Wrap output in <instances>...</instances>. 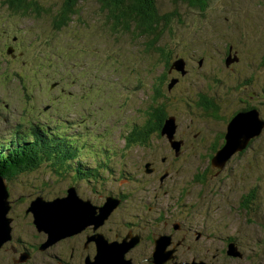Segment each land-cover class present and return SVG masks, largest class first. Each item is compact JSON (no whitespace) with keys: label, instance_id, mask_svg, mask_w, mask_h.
I'll list each match as a JSON object with an SVG mask.
<instances>
[{"label":"rangeland","instance_id":"374dc122","mask_svg":"<svg viewBox=\"0 0 264 264\" xmlns=\"http://www.w3.org/2000/svg\"><path fill=\"white\" fill-rule=\"evenodd\" d=\"M2 1L0 0V48L14 32L22 41L24 59L37 65L38 59L45 57L48 65L42 69H37L38 65L36 66L39 82L33 88L32 95L26 96L22 93L17 80L5 73V67L0 60V141L7 142L5 139L10 138L11 131L17 125L26 124L28 120L44 122L57 116L66 121L74 120V135L78 136L79 147H72V150L75 148L80 151L78 158L81 165L100 168L97 175L89 178L90 181L86 178L75 180V172L58 174L57 170L50 166V161L40 160L38 168L28 170L31 172H21L7 181L8 215L12 218V228L11 239L6 241L0 250V264L13 263L12 247L34 248L45 237L43 232L35 229L31 213L29 215L24 213L29 203L37 196L46 200L63 197L70 185L76 186L81 198L90 199L94 204L102 202L109 192H122L124 201L104 226L101 224L92 230L96 222L88 224V237L82 234L71 240L61 242L58 241L62 239L58 240L49 252L61 254L60 257L64 260L67 259L71 247L79 245L82 240L84 245L92 241L93 246L89 248L91 257H85L84 261L88 258L94 263L98 247L92 236L101 234L102 230L107 231V239L103 237L102 243L105 245L108 237L115 233L124 235L131 227L140 232L144 239L142 242L136 241L129 245L123 257L131 260L127 257L131 256L136 264L147 262L151 264L144 257L152 258L157 250L158 259L163 258L162 253L173 255V259H169L167 264H185L192 261H203L204 264H264L262 158L248 155L250 160H257L256 166L253 162L248 163L246 155L237 158L232 154L231 162L223 171L227 176L221 184L220 191L212 198H187V202L195 204L191 209L176 207V198H167L162 189H157V179L148 180L149 177L144 176L141 169L137 170V167L151 156L156 155L159 158L166 155L171 159L174 157V148L166 133L162 138L154 134L148 144L137 145L124 163L110 174L105 169L113 162L119 163L114 152L122 146L123 137L129 128L144 119L150 106H163L167 116H176L177 133L187 130V126L191 128L185 140L187 144L184 146L186 148L184 153L173 161V176L169 171L165 180L168 178L169 181L195 180L196 174L205 164L192 152L197 137H193L191 133L193 129L204 130L205 124L202 120L190 122L192 116L178 99L188 93L191 87L199 90L202 88L209 95L214 90H219L223 99L218 100V103L230 110L231 103L224 96L228 87L234 86L236 88L234 94L245 99L262 93L260 85L264 80V65L261 64L259 53L264 51V0H218L217 12L210 16L208 27L210 33L203 32L204 22L203 19H199L198 14L189 12L190 9H186L185 5L178 6L180 15L182 16L184 12L190 13V18L186 19L183 26L178 27L174 24L172 34H167L161 44L167 51H171L173 56L186 55L184 59L188 60L195 53L198 57L195 61L188 60L187 73L181 77L179 83L171 86V90H167V82L171 76H176L175 72L170 71L164 83H161L165 65L161 63L156 53L145 51L143 39L131 40L129 36L105 33L104 20L102 21L97 14L95 0H83L79 7L80 14L72 24L74 38L76 30L82 28L81 26L93 30L88 44L72 40L65 34L51 35L49 20L46 19H36L35 16L9 18L10 15L1 5ZM44 1H48V5L60 4V0ZM159 5L161 12L176 7L169 0H159ZM225 42L233 44V50L227 54L224 51ZM235 52L239 60L232 64V71L225 69L222 59L234 55ZM199 59L202 60L200 66ZM72 61L74 67H66L67 63ZM7 68L19 71L13 63H8ZM54 81L60 85L50 88ZM63 83L65 95L61 94L60 89ZM258 102V98L253 99L249 108H243L245 106L242 104L233 105L231 110H238L240 106L246 110L257 109L260 112V119L264 120V113ZM210 128L213 131L220 130L216 123H211ZM34 138L36 141L38 137ZM39 141L45 142L39 143L41 151L48 144L52 148L68 147L58 142H47L43 139ZM32 143L25 141L10 147L20 149ZM261 143L263 146L264 133L253 146L261 147ZM103 147L106 152L98 151ZM2 155L7 157L6 154ZM19 157L18 153L13 154V159ZM5 163L6 159L3 157L0 166H5ZM71 164L74 165V160ZM122 171L130 176L123 178ZM252 184H259L256 190L257 197L250 201L248 208L242 207L237 191L245 190ZM234 187L235 198L232 197ZM199 189V186L191 188L192 191ZM208 199H212L211 209L204 205ZM144 200L153 202V207L148 209ZM174 210L181 212L178 216L181 219L192 218V222L198 223L199 226L206 224V231L210 233V237L203 236L198 241L193 240L189 249L186 244L179 248L174 246L177 242L174 240L179 236L170 227L171 215L168 212ZM202 228L205 230V227ZM159 232L167 235L173 233L165 245V252L162 251V243L158 245L150 240V237L156 236ZM161 235L156 236V241ZM225 237L235 239L242 257H228L223 254L228 242ZM181 245L182 243L179 244ZM139 252L143 253V257ZM83 256L81 252H75L74 264H83ZM27 264H57V261L49 255L36 253ZM116 264H122L118 255Z\"/></svg>","mask_w":264,"mask_h":264},{"label":"trees","instance_id":"16d2710c","mask_svg":"<svg viewBox=\"0 0 264 264\" xmlns=\"http://www.w3.org/2000/svg\"><path fill=\"white\" fill-rule=\"evenodd\" d=\"M82 2L83 0H60V4L58 6H54L51 4L48 5V1L44 0H3L1 5L5 7L7 14L10 15L9 18H14L16 16H35L36 19H46L49 20L51 35L65 34L66 36L71 37L72 40L75 39L76 41H81L85 44H88L91 40V33L93 30L90 27L85 28L83 26H81L82 28L79 29L76 28V38H74V26H72L74 19L80 14L79 7ZM169 2L174 4L176 7L170 11L161 12L159 0H95L98 9L97 14L102 21L104 20L105 27H103V29L106 31L105 33H109L110 35L114 36H129L131 40L143 39L145 51L154 52L160 57L161 63L165 65V71L161 77V83H164L167 76H169V69H175L176 71L180 72V70H177L175 67H171L172 63L179 58L184 60V68L187 73L186 60L184 59L186 58V55L173 56V53L169 50L167 51L166 47L161 44L163 43V40L167 34H172V31L174 30H172V27L174 24L178 27L183 26L186 19L190 18V13L186 12H184V14L181 16L178 6L185 5L186 9H190L189 12L198 14L199 19H203V32L205 33H210L208 28L210 16L214 15L217 12L216 9H218V0H169ZM84 23L87 22L84 21ZM13 43L17 49L22 50L23 44L21 40L16 39ZM232 50L233 44L231 42H225V53L227 54ZM233 56H236L237 60H234L228 65L225 63L227 56H225V59H222L225 69L232 71L231 65L239 60L236 52L231 57ZM259 57L261 64L264 65V51L259 53ZM0 60L3 62L2 65L5 67V73L8 75V77L17 80L22 93L26 96H31L33 88L38 85L39 78L36 66L38 65L37 69H42L45 67V65H48V60L45 57L38 59V63L36 65L35 63L24 59L19 53H17L16 49L13 52H9L3 47L0 48ZM8 63H13L16 65L19 71L17 72L16 70L8 69ZM66 67H74V61L67 63ZM27 71H29L28 74L26 73ZM170 79H172V77H170ZM169 80L167 82V90H171V88L168 89ZM196 90L197 93H195L192 98L187 100L188 103L200 110L208 112L212 111L214 106L212 98L206 97V95H204L199 90V88ZM235 99L242 102L248 101V103H250L249 98L245 99L243 97L237 96ZM258 99L260 101L258 103H262L259 105L261 106L262 112L264 113V96ZM221 107L223 109L227 108L223 106ZM232 112L233 110L229 113V115H231ZM166 117L167 113L165 112L163 106H150L146 111V116L144 119L140 123H134L131 127L129 126L130 130L126 135H124V137L127 136L129 138H133L137 134L145 137L149 136V133L152 131L158 130L159 132V130L161 131L164 119ZM261 133H264V128L262 129ZM40 142L45 144V142L39 141V139L36 138V141L32 144L21 147L20 149H15L11 148L10 146L3 147V145L7 144V142L1 140L0 156L2 154H6L7 157L4 155L0 157V161L3 157L6 159L5 166H0V176L8 181L23 171L26 172V170L28 171L36 169L40 160H49L50 165L53 168H56L58 174L72 171L75 172L76 176L79 177H83V175H85L83 178H88L91 175L93 170L89 169V167H86L84 164L81 165V163L75 159L77 155L74 153L78 152V150L75 148L74 152L66 151L61 147L52 148L48 143H46L48 145H46V148L42 149L41 151L39 146ZM215 146L216 145H214V148ZM72 147L76 146L70 145L66 149L72 150ZM246 147L240 151H236V153H243L244 151L248 150L249 148ZM15 152L20 155V157L17 159H13V154ZM247 153L248 154L245 155L248 163L250 164L253 162L256 166H258L257 160H250L248 155L252 154L257 158L260 157L264 160V145L262 146L261 143V147L248 150ZM207 156H210V154ZM72 160H74V165L71 164ZM209 165L212 169L216 170L217 173H220L226 164L223 168H219L212 163L210 158ZM198 176L197 179L202 178L200 174ZM213 179H216V176H214ZM258 188L259 184H252L245 190H238V199L247 201L255 199L257 197L256 190ZM233 192H236V187L232 189V197L235 198L233 196ZM216 193L217 192L213 193V195ZM205 203H212V199H208ZM225 250L223 251V254L227 255L228 257H233V255L226 253ZM151 263L155 264L152 261Z\"/></svg>","mask_w":264,"mask_h":264},{"label":"flooded vegetation","instance_id":"af4514ba","mask_svg":"<svg viewBox=\"0 0 264 264\" xmlns=\"http://www.w3.org/2000/svg\"><path fill=\"white\" fill-rule=\"evenodd\" d=\"M197 54H193L191 58H188V60H193L195 61L197 59ZM188 60H186V65ZM231 68L233 70V67L231 65ZM175 69H169L168 73H171L172 71L175 72L176 76H171L172 78L176 79L175 84L179 83V81L181 80V77L184 76V74H181L178 71H174ZM171 71V72H170ZM188 71V69H187ZM174 87V86H173ZM200 87V86H199ZM260 88L262 89V93H258L257 95H252L249 98V101L251 102L253 99L255 98H260L262 96H264V80L262 81ZM236 90V88L234 86H230L226 89L224 96H226L230 103H231V108L233 107V105H239V104H244L243 108H249L251 105V103H248V101L246 102H242V101H238L235 98L237 97V95L234 94V91ZM200 91L206 95V97H211L212 98V102H213V108L212 111H204V110H200L196 107L191 106L188 103V99L192 98L195 93H197V90L194 87H191V90L186 93L185 95H182L179 99L178 102L182 103L184 109L187 111V113L192 116V119L190 120V122H194L196 120H202L205 124L204 130H202V128H198V129H193L191 135L193 137H197L196 139V144L193 146L192 148V152L196 154L197 157H199L201 160H203L204 162V166L201 169V171L196 174V178L195 180H187V179H172L171 181H169V178L167 180H165V178L167 177L169 171L172 172V176H173V169H174V160H176L181 154L184 153V150L186 149L184 146H186L187 142H185V140L188 138L189 133L188 131L191 129L190 126H187L188 129L187 130H181V132L183 134H179L181 132L177 133V127H176V132L174 134V138L173 140H177L179 141V145H180V149L178 151V155H176L175 150L173 151V158H168V156L166 155H162L159 158L154 155L151 156L149 159L145 160L143 162V164L137 167L138 169H141L143 172L144 176H148L149 179H157L158 180V185H157V189H162L163 190V194L167 197V198H176L175 200V206L179 207L181 209H191L195 206V204L191 203V202H187V198H212L213 197V193L220 191L221 189V184L224 181V178L226 177V174H223L224 169L228 166V164L231 162L230 160L226 163L224 169L220 172L217 173L216 170L212 169L209 165V160L212 157V155L224 144L225 142V133L227 131V124L230 121V119L240 110H245L243 108H241L242 106L239 107L238 110H233L232 114L229 115V113L232 111L231 108L230 110L228 108L223 109L221 107V105L218 103V100H222L223 96L220 94L219 90H214L212 92L211 95H209L206 91H204L202 88L200 89ZM260 102V101H259ZM260 105L262 103H259ZM249 105V106H248ZM225 107V106H224ZM176 121V116L173 115ZM211 123H216L218 125V127L220 128V130H216L213 131L210 128V124ZM177 124V122H176ZM178 126V125H177ZM127 134V133H126ZM125 134V135H126ZM156 135L158 137H164L163 134L160 133V130L158 132V130L152 131L149 133V136H141L140 134L135 135V137L133 138H129L127 136L124 137L123 139V144L120 148L117 149V151L114 152V155L118 157L119 159V163L113 162L112 165H107L105 167L106 170H108L109 174L111 172H113L116 168H118L121 164L124 163V161L130 156V154L132 153V151L136 148L137 145H146L148 144L150 138L152 137V135ZM263 135V133H261L259 136L254 137L253 139H251L248 142V145L246 148H249L248 150H252L254 148H256L257 146H253L254 143L256 141H258L261 136ZM260 142V141H259ZM214 145L215 148H214ZM248 150L244 151L243 153L237 152L234 155L239 158L241 156H244L245 154H248ZM208 154H210V156H207ZM170 161V162H169ZM51 166V165H50ZM39 167V164H38ZM37 167V168H38ZM52 167V166H51ZM53 168V167H52ZM56 169V168H53ZM160 169V170H159ZM99 168H95L91 175L86 178L90 181V177L94 176L98 173ZM25 172V171H23ZM26 172H31V171H26ZM201 175L202 178L197 179L198 175ZM121 175L123 178H126L130 175H127L124 171L121 172ZM85 175H83L84 177ZM171 176V177H172ZM216 176V179H213V177ZM83 177H79V176H75L74 179L78 180L80 178ZM199 177V176H198ZM5 180V184L7 187V180L4 178ZM9 181V180H8ZM70 186H74L76 189L75 185H70ZM199 186L200 189L198 191H192L191 188L192 187H196ZM69 187V186H68ZM67 187V188H68ZM67 188H66V193H67ZM218 190V191H217ZM7 191V188H6ZM77 193V190H76ZM78 195V193H77ZM79 196V195H78ZM7 197H8V193H7ZM37 197H41V196H37ZM36 197V198H37ZM80 197V196H79ZM106 197H113L119 200V204L117 206L116 209H114L111 214L108 216V218H106L103 222V226L106 224V222L110 219V217L116 212V210L121 207L123 201H124V195L122 194V192H109L107 195H105V198L102 202H96L95 204L90 200V199H83L82 200H89L91 202L92 205L95 206H101L103 204V202L105 201ZM43 198V197H42ZM56 198V197H55ZM44 199V198H43ZM54 199V198H52ZM52 199H48V200H52ZM46 200V199H44ZM250 201L247 200H240V204L242 207L248 208V204ZM30 204V203H29ZM144 204L146 205V207L148 209H151L153 207V202H151L150 200H144ZM204 205L208 208L211 209L213 207L212 203H204ZM29 206V205H28ZM171 215L170 218V227L176 232V234L179 236V238L175 239V241H177L174 246H176L177 248L184 246L185 244L187 245V249H189V245L193 244V240L198 241L201 237H206L209 238L210 237V233L208 231H206V224L199 226L198 223H193L192 222V218L190 219H181L178 216L180 215L181 212L179 211H168ZM179 212V213H178ZM24 213L26 215H29L30 212L24 210ZM8 217H10L7 214ZM32 216V214H31ZM11 218V217H10ZM12 219V218H11ZM12 223V221H11ZM202 227H205V230H203ZM12 228V225H11ZM36 229V228H35ZM92 229V228H91ZM37 230V229H36ZM93 230V229H92ZM110 230V229H109ZM38 231V230H37ZM89 229H87V227L85 229H83V231H81L79 234L74 236H70V237H66L58 242L64 241V240H71L74 238L79 237L80 235H84L86 236L88 233ZM38 232H43V231H38ZM101 235L103 237H106L107 235V231H100ZM44 233V232H43ZM45 237H43L42 241H40L39 243L36 244V246L34 248H22V249H17V248H13L12 247V252H13V256L11 258V261L13 262L12 264H27L29 262H31L32 257L34 256V254L38 253L41 255H49L52 258L56 259L57 264H74L73 259H74V254L75 252L79 251L81 252V254H84L83 256V264H86V261H89L88 258H86V261H84L85 257H91V250L89 249L91 246L92 241H90L87 245H84V241L82 244V240L80 242L79 245L76 246H72L70 249V253L67 257L66 260H64L63 258H61V254H54V253H50L49 251L54 247L55 244H57L58 242H54L52 243L50 246H48L46 249L41 250L39 248V246L46 241L47 239V235L46 233ZM162 234V235H161ZM124 235H129V237H138V241L142 242V240L144 239V236L138 232L133 230L131 227L127 229L126 233ZM124 235L115 233L113 234L111 237H108V243L110 242H122V241H129L130 239H125ZM167 236L168 238H171L173 236V233H169V235H167V233H162L159 232L156 236ZM156 236L154 237H150V240L154 242V239H156ZM88 237V235H87ZM113 241H110L112 240ZM174 239V237H173ZM225 240L228 242H233L235 243V239L231 238V237H225ZM80 241V240H79ZM188 241V242H187ZM227 242V244H228ZM182 243L181 246H179V244ZM226 244V247H227ZM236 244V243H235ZM237 245V244H236ZM1 250V249H0ZM27 252L28 253V259L25 262H21L18 263L17 260L19 259L20 255L23 252ZM140 256L143 257V253L139 252ZM129 257L131 260H127L130 262V264H136L133 260V258L131 256H127ZM144 259L148 260L151 262L150 257H144ZM177 262V261H176ZM144 264H150L149 262L144 263ZM152 264V263H151Z\"/></svg>","mask_w":264,"mask_h":264},{"label":"water","instance_id":"95a60500","mask_svg":"<svg viewBox=\"0 0 264 264\" xmlns=\"http://www.w3.org/2000/svg\"><path fill=\"white\" fill-rule=\"evenodd\" d=\"M237 60L236 56H228L225 59L226 65ZM202 60L198 61L200 66ZM185 62L181 58L175 60L171 67H175L180 70L181 74H185L184 68ZM176 79L169 80L168 89L175 83ZM246 123L249 125L244 126ZM176 121L173 115H168L163 122L160 133L167 134L171 140V145L174 148L176 155L180 149L179 141L173 140L176 132ZM264 128V120L260 119V112L257 109H245L238 111L228 122L227 131L225 133L226 141L211 157V161L219 168H223L224 165L230 160V156L235 154L236 151L242 150L246 147L248 141L258 136ZM243 139V141H242ZM117 206V201L113 198L106 197V200L101 206L92 205L89 200H82L76 193L74 186L67 188L66 196L60 198L56 197L52 200H44L42 197H37L32 200L27 207L26 211L32 214V222L38 231H43L47 235V239L43 242L39 248L41 250L46 249L55 241L70 237L76 233L81 232L92 222L96 226L103 224L104 220L108 218L114 208ZM9 205L7 201V191L5 180L0 177V249L3 244L11 239V221L12 219L7 216ZM129 237V235L127 236ZM127 237L125 239H127ZM97 241L98 254L95 256V262L91 263L86 261V264H116V256H120L122 264H130L123 257V253L128 249L129 245H132L138 241V237H131L129 241L122 242H110L102 245L103 236L96 234L91 237ZM155 243H162V251L165 252V245L169 242L167 236H160ZM115 253L114 254L112 253ZM226 253L233 256L242 257V252L233 242H228ZM163 258L158 259L159 250H157L151 261L155 264H163L166 259H173V255L170 253H162ZM28 259V253L23 252L18 263L25 262ZM185 264H204L203 261Z\"/></svg>","mask_w":264,"mask_h":264},{"label":"bare ground","instance_id":"6f19581e","mask_svg":"<svg viewBox=\"0 0 264 264\" xmlns=\"http://www.w3.org/2000/svg\"><path fill=\"white\" fill-rule=\"evenodd\" d=\"M248 126L249 124L248 123H246L244 126ZM66 196V195H65ZM64 197V196H63ZM60 198H62V197H60ZM110 198H113V197H110ZM113 199H115L116 201H117V205L119 204V200L118 199H116V198H113ZM8 201V200H7ZM8 205H9V201H8ZM117 207V206H116ZM116 207L114 208V209H116ZM93 230L95 229L94 227L92 228ZM155 241V240H154ZM113 254H114V256H115V253L114 252H112ZM169 259H166L164 262H163V264H167L169 261H168Z\"/></svg>","mask_w":264,"mask_h":264}]
</instances>
